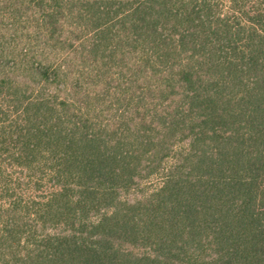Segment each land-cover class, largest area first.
Returning <instances> with one entry per match:
<instances>
[{
  "label": "trees",
  "instance_id": "trees-1",
  "mask_svg": "<svg viewBox=\"0 0 264 264\" xmlns=\"http://www.w3.org/2000/svg\"><path fill=\"white\" fill-rule=\"evenodd\" d=\"M0 264H264V0H0Z\"/></svg>",
  "mask_w": 264,
  "mask_h": 264
},
{
  "label": "rangeland",
  "instance_id": "rangeland-1",
  "mask_svg": "<svg viewBox=\"0 0 264 264\" xmlns=\"http://www.w3.org/2000/svg\"><path fill=\"white\" fill-rule=\"evenodd\" d=\"M157 178L156 179H152L149 182H146V187H151L152 185H154L157 182Z\"/></svg>",
  "mask_w": 264,
  "mask_h": 264
}]
</instances>
